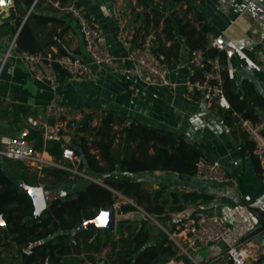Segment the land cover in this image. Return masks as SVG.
<instances>
[{
  "label": "crops",
  "instance_id": "1",
  "mask_svg": "<svg viewBox=\"0 0 264 264\" xmlns=\"http://www.w3.org/2000/svg\"><path fill=\"white\" fill-rule=\"evenodd\" d=\"M27 2L3 0L7 7L0 4V137L23 138L34 145L35 141L27 137L33 130H42L44 122L52 120L47 116L46 107L56 94L66 107V114L62 117L66 128L65 141L71 140L76 125L81 124L89 114L101 116L109 109L126 112L131 118L152 127L181 133L201 149L203 157L219 161L232 180H202L196 173L187 175L172 171H115L95 174L100 179L97 182L142 181L149 190L161 186L168 198L171 191L211 196L210 201L190 202L182 209L173 210L168 208L171 205L176 207L180 202L173 203L169 198L167 211L159 216L161 228L166 233V230H173L178 222L192 216H223L232 226V233L226 241L204 249L202 261L237 264L225 254L227 248L251 240L256 254L243 264H255L258 256L264 254V217H260V213L264 212V181L254 152L255 144L244 131L238 114L234 115L237 121L229 124L225 119L226 108L220 107L213 97L193 94L186 89V83L192 80L195 72L190 63L193 52L185 36L180 34L174 18L176 14L185 16L200 29L202 23L197 21V12H200L204 17L202 22L210 26L207 39L212 36L224 39L233 90L243 91L244 81L249 80L264 95V42L253 40L257 36L264 37V0H193V8L187 14L186 0H147L149 6L146 0H82L90 18L100 27L116 56L123 59L145 38L152 37L155 48L161 47L162 54H166L163 57L170 66L172 85H146L135 76L119 75L93 65L98 74L95 79L74 77L62 71L56 91L49 83L37 80L21 58L18 37L24 24L26 29L20 41L25 50L34 48L55 55L69 54L86 61H90V57L77 21L65 9L71 0H32L30 5ZM153 6L173 19L175 29L172 36L164 32V21L156 24L155 13L151 11ZM146 12L150 13L148 19ZM257 112L260 119L264 110L258 108ZM28 168L31 180L34 178L32 171L42 174V171ZM6 170L11 172L12 169ZM12 173L16 179L20 178L18 182L24 180L22 171L16 174L12 170ZM87 184L83 182L75 190ZM35 186L44 185L39 182ZM45 194L48 202L58 197H51L47 190ZM126 200L140 211L129 212L123 215L125 218L142 220L143 213L149 215L135 201L127 197ZM157 223L160 225L159 221ZM155 237L154 242L158 243L161 236ZM12 247L20 256L17 262L10 254ZM177 262L186 264L184 260ZM0 264H22L17 245H0Z\"/></svg>",
  "mask_w": 264,
  "mask_h": 264
},
{
  "label": "trees",
  "instance_id": "2",
  "mask_svg": "<svg viewBox=\"0 0 264 264\" xmlns=\"http://www.w3.org/2000/svg\"><path fill=\"white\" fill-rule=\"evenodd\" d=\"M192 1L186 0L188 3L186 14L193 8ZM31 2L32 0H28L27 3L30 5ZM146 5L149 6L147 0ZM151 11L155 13L156 24L164 21V32L167 36H172L175 29L173 19L157 7H151ZM197 13V21L202 23L200 29L185 16L180 17L176 14L174 19L192 52L197 48H203L207 58L217 56L220 58L223 66L221 72L224 89L231 103V108L226 109V121L229 124L237 121L235 114H238L241 120H259L257 109L264 110V95L249 80L244 81L243 91L233 90L228 70V51L208 47L207 34L210 32V26L207 22L203 23L204 17L200 12ZM145 14L148 19L150 13ZM25 29L26 23L18 37V46L21 50H25L20 41ZM178 48L179 46L177 50ZM35 50L37 49H28V51ZM155 51L164 59L163 56L166 54H162L161 47H156ZM210 68L208 64L205 69H195L192 80L203 78L204 70ZM57 70L59 75L64 71L58 67ZM27 138L35 141L34 146L37 150H46L57 162L70 167L75 165L65 160L62 152L64 147L73 148L80 158V161L76 162L77 167L94 174L115 171L123 173L172 171L195 175L197 162L203 157L201 149L187 140L183 134L152 127L131 118L126 112L113 109L105 110L101 116L89 114L81 124L76 125L70 141H65L63 138L45 144L40 129L31 131ZM5 159L8 163L12 162L8 158ZM16 162L23 172L22 178L27 183L37 185L39 182H45V190H53L59 185L70 182L75 176L67 169L47 166L42 170L41 180L37 178L36 173L31 180L28 166L21 161L16 160ZM115 191L135 201L156 219L167 211L166 204L169 198L173 203H180L176 207L171 205L168 210L182 209L190 202L212 200L211 196L198 192L179 191L169 192L168 198L161 186L149 190L142 181L105 180L104 184L89 181L84 188L49 201L40 220H37L32 217L35 207L31 196L21 193L19 182L13 176L12 170L7 171L0 163V213L7 222L6 228L0 227V245H17L22 264H79L80 255L85 261L94 264H110L108 258L96 257V254L100 253L107 244L111 245V254L115 256L118 264H165L171 258L193 264L190 258L179 254L178 247L163 231L160 233L161 240L158 243L154 242L156 237L153 229L156 225L149 216L143 215L142 220L121 217L117 222L118 238L107 229H104L106 234L104 240L100 238L102 230L97 234L89 229L74 231L83 221L94 219L102 211L117 204L118 196ZM117 211L120 215H125L140 210L132 203L126 202L121 203ZM260 215L261 218L264 217V212ZM134 222L135 226H133ZM68 232L73 233V236L70 237ZM232 262L234 263L233 260ZM254 263L264 264V254H260Z\"/></svg>",
  "mask_w": 264,
  "mask_h": 264
},
{
  "label": "built area",
  "instance_id": "3",
  "mask_svg": "<svg viewBox=\"0 0 264 264\" xmlns=\"http://www.w3.org/2000/svg\"><path fill=\"white\" fill-rule=\"evenodd\" d=\"M65 9L78 23L90 61L68 54L55 55L46 50H22L21 58L37 80L49 83L56 91L59 86L57 67L74 77L95 79L98 74L92 66L96 65L105 67L119 75L135 76L146 85L157 87L172 85L169 77V63L156 53L152 37L145 38L122 59L111 51L105 35L90 18L82 0H71ZM207 40L208 47L225 49L226 44L222 36H212ZM253 40L263 43L264 37L257 36ZM190 63L195 69H205L208 64L211 68L204 70L203 78L188 81L186 89L193 94L213 97L222 108H231L224 89L221 72L223 66L220 58L218 56L207 58L204 49L197 48L192 53ZM58 99L59 96L56 94L46 107L47 116L54 121H46L42 124V136L45 144L49 141L62 140L66 133L62 121V117L66 114V107ZM241 123L244 131L255 144L254 152L264 181V115L257 121L242 119ZM45 151L37 150L33 144L23 138L0 137V157L2 158L21 161L37 171H42L47 166L60 167L74 174L82 175L91 181H96L88 176L85 170H80L77 167L76 162L78 163L80 158L75 154L73 148L64 147L62 152V157L75 165L72 167L57 162ZM196 176L202 180L216 182L232 180L226 168L219 161L209 160L205 157H201L197 162ZM166 233L178 247L179 253L190 258L193 264H209L202 261V251L213 244L226 241L232 233V226L223 216L200 215L178 222L173 230H166ZM252 243L251 240H245L230 245L225 254L230 256L234 262L243 264L256 254ZM165 264H178V262L171 258Z\"/></svg>",
  "mask_w": 264,
  "mask_h": 264
},
{
  "label": "rangeland",
  "instance_id": "4",
  "mask_svg": "<svg viewBox=\"0 0 264 264\" xmlns=\"http://www.w3.org/2000/svg\"><path fill=\"white\" fill-rule=\"evenodd\" d=\"M2 160H3L2 165L4 166L5 169L11 168L16 174L18 172H21L20 171L21 168H19L17 162L12 161L11 163H8L5 158L2 159ZM86 173H87L88 176L92 177L94 180L100 181L99 177L97 175H95L94 173H92L90 171H87ZM32 174H35V173L32 171ZM36 175H37V178H39V180H41V178H43V175L42 174L41 175H38V173H36ZM18 179H20V178H17V180ZM89 181H91V180L88 179V178L83 177L82 175L75 174V176H73V178H72V180L70 181L69 184L59 185L57 188H55L53 190H47V191H49L51 197L52 196H61V197H63L65 194L74 191L75 188H77L79 186V184H81L83 182H89ZM43 185H44L43 187H45V182H43ZM51 191H53V192H51ZM115 193L118 196L117 204H116V208L118 209L119 205L121 203L127 202V200H126V196H123L121 194V192L117 191ZM143 215L149 216V215H147L145 213H143ZM121 217H124V216L123 215H120L118 213V211H117V222H118V220ZM149 218H151V217L149 216ZM151 220L156 225V227L153 229V234L155 236H157V237L160 236L161 231H163L165 233V231L163 230V228H161V219L160 218H157V219L156 218H154V219L151 218ZM157 220L159 221L160 225L157 223L158 222ZM135 225H136V223L134 222L133 223V226H135ZM104 229H106V228L100 229V230H102V233L100 235L101 240H104L105 239V236H106ZM112 233L114 234L115 238H118L117 226H116V229ZM68 234L70 235V237L73 236V233H71V232H68ZM103 248L104 249H102L100 253H97L96 254V257L97 258H108L110 264H118L115 261V256L111 254V251H112L111 245L110 244H107ZM10 254L16 259V262H17V260L19 259L20 256L18 255V253L16 252V250H15L14 247H12V249L10 250ZM79 258L81 259V261L79 262V264H88V262L83 259V256L82 255H80Z\"/></svg>",
  "mask_w": 264,
  "mask_h": 264
},
{
  "label": "water",
  "instance_id": "5",
  "mask_svg": "<svg viewBox=\"0 0 264 264\" xmlns=\"http://www.w3.org/2000/svg\"><path fill=\"white\" fill-rule=\"evenodd\" d=\"M5 7L7 5L5 3ZM20 191L23 194H28L31 196L34 203V213L32 215L33 218L40 220L41 214L48 207V201L46 198L45 190L43 186H35L28 184L25 180H20ZM117 226V208L116 204L112 205L109 209L102 211L96 218L91 220H85L81 224L77 225L74 231H79L82 229L93 230L97 233L100 229L106 228L110 233H112ZM0 227L6 228L7 222L0 213ZM238 264V262H236Z\"/></svg>",
  "mask_w": 264,
  "mask_h": 264
},
{
  "label": "snow or ice",
  "instance_id": "6",
  "mask_svg": "<svg viewBox=\"0 0 264 264\" xmlns=\"http://www.w3.org/2000/svg\"><path fill=\"white\" fill-rule=\"evenodd\" d=\"M3 3V0H0V4H2Z\"/></svg>",
  "mask_w": 264,
  "mask_h": 264
}]
</instances>
